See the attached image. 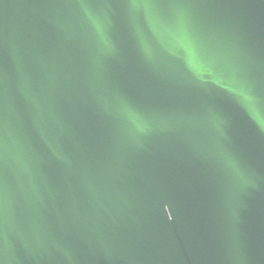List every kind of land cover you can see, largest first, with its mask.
I'll return each instance as SVG.
<instances>
[{"label":"water","instance_id":"1","mask_svg":"<svg viewBox=\"0 0 264 264\" xmlns=\"http://www.w3.org/2000/svg\"><path fill=\"white\" fill-rule=\"evenodd\" d=\"M0 264H264V0H0Z\"/></svg>","mask_w":264,"mask_h":264},{"label":"snow or ice","instance_id":"2","mask_svg":"<svg viewBox=\"0 0 264 264\" xmlns=\"http://www.w3.org/2000/svg\"><path fill=\"white\" fill-rule=\"evenodd\" d=\"M141 2V0H131V3L133 4V5H135V4H137V3H140Z\"/></svg>","mask_w":264,"mask_h":264}]
</instances>
